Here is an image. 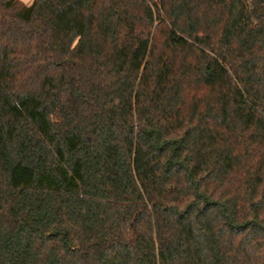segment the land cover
<instances>
[{
	"label": "trees",
	"instance_id": "trees-1",
	"mask_svg": "<svg viewBox=\"0 0 264 264\" xmlns=\"http://www.w3.org/2000/svg\"><path fill=\"white\" fill-rule=\"evenodd\" d=\"M0 264H264V0H0Z\"/></svg>",
	"mask_w": 264,
	"mask_h": 264
},
{
	"label": "rangeland",
	"instance_id": "rangeland-1",
	"mask_svg": "<svg viewBox=\"0 0 264 264\" xmlns=\"http://www.w3.org/2000/svg\"><path fill=\"white\" fill-rule=\"evenodd\" d=\"M23 5L29 6L33 0H19Z\"/></svg>",
	"mask_w": 264,
	"mask_h": 264
}]
</instances>
